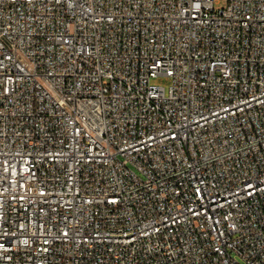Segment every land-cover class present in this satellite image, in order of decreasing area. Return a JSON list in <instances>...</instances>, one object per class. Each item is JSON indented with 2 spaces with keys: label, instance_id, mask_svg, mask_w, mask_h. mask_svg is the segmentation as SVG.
<instances>
[{
  "label": "built area",
  "instance_id": "1",
  "mask_svg": "<svg viewBox=\"0 0 264 264\" xmlns=\"http://www.w3.org/2000/svg\"><path fill=\"white\" fill-rule=\"evenodd\" d=\"M0 264H264V0H0Z\"/></svg>",
  "mask_w": 264,
  "mask_h": 264
},
{
  "label": "rangeland",
  "instance_id": "2",
  "mask_svg": "<svg viewBox=\"0 0 264 264\" xmlns=\"http://www.w3.org/2000/svg\"><path fill=\"white\" fill-rule=\"evenodd\" d=\"M152 84L168 90L171 85V79L165 76H159L152 80Z\"/></svg>",
  "mask_w": 264,
  "mask_h": 264
}]
</instances>
